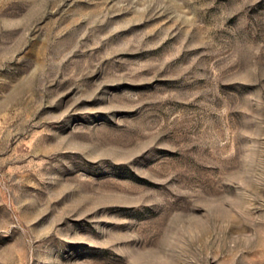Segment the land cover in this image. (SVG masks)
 <instances>
[{"label": "rangeland", "instance_id": "1", "mask_svg": "<svg viewBox=\"0 0 264 264\" xmlns=\"http://www.w3.org/2000/svg\"><path fill=\"white\" fill-rule=\"evenodd\" d=\"M0 264H264V0H0Z\"/></svg>", "mask_w": 264, "mask_h": 264}]
</instances>
